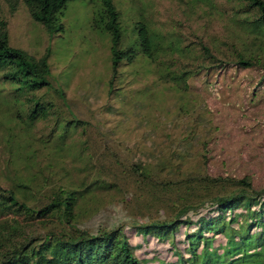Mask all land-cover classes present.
I'll use <instances>...</instances> for the list:
<instances>
[{
  "label": "rangeland",
  "instance_id": "374dc122",
  "mask_svg": "<svg viewBox=\"0 0 264 264\" xmlns=\"http://www.w3.org/2000/svg\"><path fill=\"white\" fill-rule=\"evenodd\" d=\"M134 1L132 5L130 0H115L121 11V47L133 42L135 22L147 23L152 41L165 49L159 53L158 64L159 71H169L168 80L170 71H193L202 61V46L214 58L230 60L244 39L243 32L223 15L228 6L224 0H215V4ZM100 9V0L68 2L61 15L63 32L49 39L30 19L23 3L13 13L3 6L9 45L35 56L50 48V80L65 91L67 114L86 123L73 128V139L84 142L86 150L84 161L68 160L72 178L84 175L89 180L101 173L103 180L118 184L119 188L97 191L80 203L77 227L95 233L132 219L165 217L172 199L158 185L169 174L158 173L156 163L173 151L183 156L180 175L192 170L214 177L247 176L254 188L263 189L264 79L260 81V71H213L177 85L160 79L154 65L138 57L123 75L125 89L120 92L124 100L109 95L110 38L94 25ZM14 104L8 90H1L0 142L4 136L23 143L29 135L14 114L17 110L24 113V109ZM2 160L0 143V183L5 181ZM134 164L149 166L151 177L138 176ZM76 166L83 171L78 172ZM54 225L50 221L28 232L42 233ZM164 246L151 240L144 256L150 258L155 250L162 254Z\"/></svg>",
  "mask_w": 264,
  "mask_h": 264
},
{
  "label": "trees",
  "instance_id": "16d2710c",
  "mask_svg": "<svg viewBox=\"0 0 264 264\" xmlns=\"http://www.w3.org/2000/svg\"><path fill=\"white\" fill-rule=\"evenodd\" d=\"M70 1L0 0V91L7 89L14 107H23L24 113L14 114L29 134L23 143L1 136L5 181L0 183V264H264V188H254L247 176L214 177L192 170L180 175L183 156L174 151L156 163L158 173L169 174L157 184L172 199L165 217L132 219L95 233L77 227L80 203L97 191L117 189L118 184L103 180L101 173L89 180L84 175L72 178L68 160L84 161L86 150L84 142L73 139V128L86 123L67 114L66 93L50 80V48L35 56L10 46L3 14V6L13 13L23 3L30 19L51 39L63 32L61 15ZM224 1L228 6L223 15L244 34L234 59L214 58L202 46V61L194 70L170 71L168 80L169 71L159 73L158 64L165 49L152 41L148 24L135 22L133 42L121 47V11L115 0H100L94 25L110 38L109 95L124 100L123 75L138 57L153 64L160 79L177 85L197 74L227 69H256L262 81L264 0ZM137 13L141 15L142 9ZM133 166L138 176L151 177L149 166ZM50 221L53 229L28 232ZM151 240L165 248L146 258Z\"/></svg>",
  "mask_w": 264,
  "mask_h": 264
}]
</instances>
